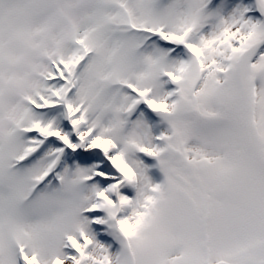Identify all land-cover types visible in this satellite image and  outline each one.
<instances>
[{
	"label": "snow or ice",
	"instance_id": "snow-or-ice-1",
	"mask_svg": "<svg viewBox=\"0 0 264 264\" xmlns=\"http://www.w3.org/2000/svg\"><path fill=\"white\" fill-rule=\"evenodd\" d=\"M0 264H264V0H0Z\"/></svg>",
	"mask_w": 264,
	"mask_h": 264
}]
</instances>
